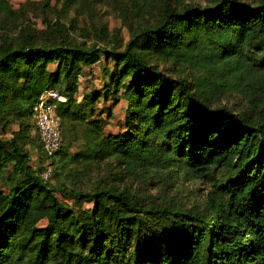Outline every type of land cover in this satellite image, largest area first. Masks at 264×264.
<instances>
[{"label":"trees","instance_id":"obj_1","mask_svg":"<svg viewBox=\"0 0 264 264\" xmlns=\"http://www.w3.org/2000/svg\"><path fill=\"white\" fill-rule=\"evenodd\" d=\"M137 2L144 11L158 4L157 13L127 41L117 37L119 51L67 38L48 44L25 30L0 40V174L9 170L0 264H264V0ZM0 8L12 11L6 0ZM103 55L115 64L103 90L78 101L80 75ZM153 57L196 77L170 75ZM50 89L66 98L53 100L61 128L76 121L85 131L76 162L114 156L133 173H192L210 183L204 203L174 208L128 187L53 184L52 169L43 177L48 166L31 164L25 146L34 141L33 107ZM105 90L129 103L120 133L92 118ZM232 92L246 111L216 102ZM14 122L18 130L3 137ZM62 137L53 155L41 143L44 160L68 157Z\"/></svg>","mask_w":264,"mask_h":264},{"label":"rangeland","instance_id":"obj_2","mask_svg":"<svg viewBox=\"0 0 264 264\" xmlns=\"http://www.w3.org/2000/svg\"><path fill=\"white\" fill-rule=\"evenodd\" d=\"M11 12L0 8V40L2 37H16L26 32L37 37L42 42L52 44L59 39L67 38L72 41L86 40L88 43H98L109 51H119L123 46H117L115 39L121 37L127 41L133 29L147 25L152 14L157 13L158 4L150 11H144L138 0H51L49 5L44 6L43 0H6ZM159 1V0H157ZM173 3L184 1H198L203 4L212 0H172ZM243 2H257L259 0H240ZM162 71L175 77L186 75L189 78L196 77L195 72L184 68L164 58H152ZM105 67V68H104ZM115 64L106 59L101 60L90 67H85L79 77L80 88L76 93V99L82 100L84 94L94 89H102L107 82V74L113 70ZM107 73V74H106ZM103 90V89H102ZM121 91H123L121 89ZM105 94V98L104 95ZM111 93L103 91L95 108L92 118H101L104 121L106 134L120 133L125 130V121L128 116L129 103L125 98L114 101ZM216 102L226 104L235 112L246 111L249 107L247 101L240 92L226 93ZM34 123V122H33ZM63 123L61 131L64 136V144L68 149V157L62 161L60 156L45 159L39 133L32 127L33 143L26 145L31 153V164L34 166H48L43 170H53V177L49 180L53 184L62 180L70 188L95 190L120 186L128 187L139 194H146L155 201H165L174 208H191L204 203L210 183L202 177H196L192 173L182 170L159 171L152 173H133L119 160L110 156L100 160L95 158L76 162L78 154L85 150L84 134L82 127ZM69 126V127H67ZM18 122L9 124L8 132L3 137L11 138L12 132L18 130ZM9 170L0 174V192H9L7 176ZM62 201L73 203L62 191L57 193ZM93 203L83 202L84 208H89ZM1 216V215H0ZM46 220L40 222L45 226Z\"/></svg>","mask_w":264,"mask_h":264},{"label":"built area","instance_id":"obj_3","mask_svg":"<svg viewBox=\"0 0 264 264\" xmlns=\"http://www.w3.org/2000/svg\"><path fill=\"white\" fill-rule=\"evenodd\" d=\"M54 99L65 100L66 98L55 89L45 90L39 95L33 107L36 128L43 149L48 155H53L63 141L60 117L56 104L53 102ZM50 175L51 169H48L45 177Z\"/></svg>","mask_w":264,"mask_h":264}]
</instances>
